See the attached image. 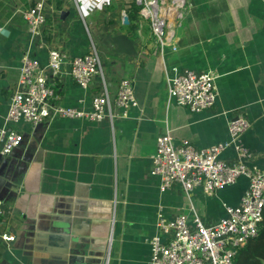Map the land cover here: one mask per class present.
<instances>
[{
	"label": "crops",
	"instance_id": "obj_1",
	"mask_svg": "<svg viewBox=\"0 0 264 264\" xmlns=\"http://www.w3.org/2000/svg\"><path fill=\"white\" fill-rule=\"evenodd\" d=\"M34 1L0 0V127L7 126L10 97L27 51L45 66L49 49L72 58L86 54L92 43L110 90L131 79L138 107L113 129L106 121L58 116L37 128L8 126L23 141L8 156H0V234L15 236L11 243L0 241V264H34L29 229L37 218L70 207L89 212L83 224L91 240L89 262L83 264H103L109 236L111 264H147L159 209L170 220L189 207L178 186L160 192L159 179L150 173L155 140L166 130L176 147L183 139L197 149L221 145L220 158L233 160L235 143L226 126L243 111L251 125L236 144L252 155L246 165L264 172V0H188L190 11L173 38L176 50L162 52L147 26L140 29L137 22L133 30L122 24L133 0L100 5L78 0L87 24L71 0H44L48 19L37 37L17 13ZM3 29L7 34H1ZM185 70L216 74L212 109L192 113L169 100L167 78ZM55 88L61 106L90 110L94 89L77 86L68 63ZM248 182L242 176L214 196L196 188L191 204L212 224L225 216L224 205L239 204Z\"/></svg>",
	"mask_w": 264,
	"mask_h": 264
},
{
	"label": "built area",
	"instance_id": "obj_2",
	"mask_svg": "<svg viewBox=\"0 0 264 264\" xmlns=\"http://www.w3.org/2000/svg\"><path fill=\"white\" fill-rule=\"evenodd\" d=\"M78 17L86 24L78 0H71ZM92 5L106 3V0H86ZM180 0H133L139 11V28L147 26L158 50L176 48L166 42L168 34L165 18L159 17V10L167 9ZM185 17L177 20V27L190 11L185 0ZM29 34L40 36L45 30L48 15L44 0L34 1L17 12ZM69 65V75L82 89H94L89 111L63 107L58 103L56 81L63 73L64 64ZM214 72L199 73L190 70L167 78L169 100L178 107L192 113L210 110L217 98ZM138 107L134 83L131 79L118 82L114 92L102 66L99 52L91 43L90 50L76 57H68L63 51L49 49L47 63L41 65L35 56L25 52L21 58L19 77L9 101L6 127H0V155L8 156L23 141L22 134L10 129V124L24 123L36 128L54 116L69 120H85L92 123L106 121L111 129L119 119L128 117L131 109ZM250 122L243 111H237L227 122V132L234 141L235 159L222 160L221 145L197 149L188 139L181 140L176 147L168 130L157 136L155 150L151 155L150 173L159 179V191L165 192L178 186L189 202L185 210L168 220L157 213V234L149 244L147 264H233L238 248L257 237L264 213V172L246 162L252 155L236 144L239 137L250 128ZM245 176L248 187L237 206L224 205L225 216L206 224L191 204V194L200 188L207 196H214L224 188L234 185ZM0 241L11 243L15 236L9 232L0 234ZM107 252L103 264H108L111 236L107 241Z\"/></svg>",
	"mask_w": 264,
	"mask_h": 264
},
{
	"label": "water",
	"instance_id": "obj_3",
	"mask_svg": "<svg viewBox=\"0 0 264 264\" xmlns=\"http://www.w3.org/2000/svg\"><path fill=\"white\" fill-rule=\"evenodd\" d=\"M184 3L185 0H180L167 9L159 10V17L165 18L167 22L166 42L168 44L174 38L177 20L185 17ZM65 15L63 13L62 17ZM128 23V17L124 14L122 24L127 25ZM5 33L7 34L6 30L3 29L1 34ZM88 213L84 207L81 210L70 207L58 214L47 213L37 218L34 222L35 225L31 226L27 235L31 238L32 247L29 253H32L33 263L83 264L89 262L87 247L91 244V240L85 234L83 227Z\"/></svg>",
	"mask_w": 264,
	"mask_h": 264
},
{
	"label": "trees",
	"instance_id": "obj_4",
	"mask_svg": "<svg viewBox=\"0 0 264 264\" xmlns=\"http://www.w3.org/2000/svg\"><path fill=\"white\" fill-rule=\"evenodd\" d=\"M139 11L140 7L131 1L127 11L129 20L127 28L136 29L137 22H139ZM128 36L136 39V34H128ZM233 264H264V213L257 237L238 248L233 258Z\"/></svg>",
	"mask_w": 264,
	"mask_h": 264
},
{
	"label": "rangeland",
	"instance_id": "obj_5",
	"mask_svg": "<svg viewBox=\"0 0 264 264\" xmlns=\"http://www.w3.org/2000/svg\"><path fill=\"white\" fill-rule=\"evenodd\" d=\"M87 21H88V18H87ZM87 21H86V24H87ZM102 66H103V64H102ZM109 238H110V236L107 239L108 241H109ZM107 247H108V243L106 244V250H107ZM111 254H112V241H111L110 248H109V251H108V259H109L108 264H111Z\"/></svg>",
	"mask_w": 264,
	"mask_h": 264
}]
</instances>
